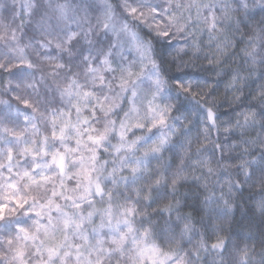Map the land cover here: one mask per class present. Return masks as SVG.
<instances>
[{
	"label": "clouds",
	"instance_id": "clouds-1",
	"mask_svg": "<svg viewBox=\"0 0 264 264\" xmlns=\"http://www.w3.org/2000/svg\"><path fill=\"white\" fill-rule=\"evenodd\" d=\"M0 264H264V0H0Z\"/></svg>",
	"mask_w": 264,
	"mask_h": 264
},
{
	"label": "snow or ice",
	"instance_id": "snow-or-ice-1",
	"mask_svg": "<svg viewBox=\"0 0 264 264\" xmlns=\"http://www.w3.org/2000/svg\"><path fill=\"white\" fill-rule=\"evenodd\" d=\"M166 35V34H165ZM210 118H211V113H210Z\"/></svg>",
	"mask_w": 264,
	"mask_h": 264
}]
</instances>
